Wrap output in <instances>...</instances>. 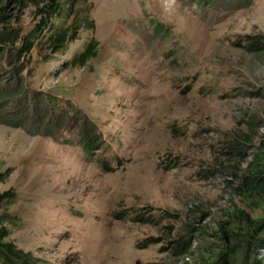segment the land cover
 Returning a JSON list of instances; mask_svg holds the SVG:
<instances>
[{"label": "rangeland", "instance_id": "obj_1", "mask_svg": "<svg viewBox=\"0 0 264 264\" xmlns=\"http://www.w3.org/2000/svg\"><path fill=\"white\" fill-rule=\"evenodd\" d=\"M0 2V87L19 93L0 99L6 240L33 264H240L212 235L237 209L264 218L233 190L264 140V52L245 48L264 0L69 1L58 52L48 29L23 43L50 0ZM90 40L97 56L70 65ZM81 126L99 136L87 151Z\"/></svg>", "mask_w": 264, "mask_h": 264}, {"label": "trees", "instance_id": "obj_2", "mask_svg": "<svg viewBox=\"0 0 264 264\" xmlns=\"http://www.w3.org/2000/svg\"><path fill=\"white\" fill-rule=\"evenodd\" d=\"M1 1V0H0ZM73 2L75 0H50L41 9L42 18L38 25V32L36 35H27L23 37V43L25 49L31 48L34 44L41 43L44 32L48 29L46 42H48L49 49L52 52H58L64 49L69 42L76 39L75 32L70 31L69 28H62L61 25H54L52 19L55 17L60 18L64 12V4L67 2ZM1 3V2H0ZM4 5L0 6V21L5 22L7 14L3 12ZM92 27V24H89ZM5 33H1L0 39L5 36ZM249 44L245 46L248 51L264 52V36L257 35L248 37ZM97 42L90 40L86 43L85 47L78 53H76L69 61L70 65L84 66L90 59L94 58L98 54ZM1 54V53H0ZM1 56V55H0ZM9 70V69H8ZM7 70V71H8ZM2 87H0V99H12L16 98L19 93L8 92L5 93ZM45 115V114H44ZM43 115V116H44ZM1 123V122H0ZM82 137L80 144L84 150L90 149L98 141L97 134L94 133L92 126L89 129L80 127ZM244 140L232 141L229 144V148L232 153H242L243 147H247L250 141L249 138ZM66 143L71 144L68 139L64 140ZM103 167L108 170L105 164ZM8 172V171H6ZM233 190L238 195L243 197L248 203H257V207L264 205V140L259 151L254 155L253 160L249 163L246 174L242 177L239 185ZM15 193L11 190L0 191V209L5 205H10L15 201ZM7 213L5 211L0 212V264H33V260L28 252H24L22 249L16 248L6 238L10 234V230L6 223H9L7 219ZM233 216L237 219L236 223L229 228L223 226L219 230L215 231L212 236H217L220 239L222 245V253L232 252L233 254L240 255L242 262L240 264H264V218L252 217L243 209H237L234 211ZM188 232L192 230L193 225L188 224ZM154 239H148L146 241L152 242ZM149 242V243H150ZM142 244L140 247H146L148 244ZM176 251L186 252L187 242L181 237L177 241Z\"/></svg>", "mask_w": 264, "mask_h": 264}]
</instances>
